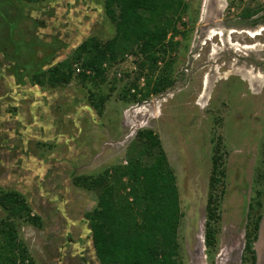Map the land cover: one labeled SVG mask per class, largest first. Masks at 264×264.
Wrapping results in <instances>:
<instances>
[{"label":"rangeland","instance_id":"374dc122","mask_svg":"<svg viewBox=\"0 0 264 264\" xmlns=\"http://www.w3.org/2000/svg\"><path fill=\"white\" fill-rule=\"evenodd\" d=\"M184 2L179 34L169 35L164 60L152 74L154 80L169 64L165 73L173 84L146 96L152 89L150 71L140 66L143 57L136 48L118 63L107 62L103 81L79 77L83 69L73 61L75 50L91 37L106 42L116 34L105 0H0V194H18L30 208L17 217L0 205V221L14 225L17 242L35 264H101L86 219L97 207L98 195L76 185V179L96 178L108 170V179L130 193L131 183L117 179L114 169L133 159L152 162L141 154L140 133L147 130L161 141L177 180L183 214L179 263L253 264L245 242L246 234L254 235L258 217V236L264 231V84L255 81L254 91L243 74L261 80L264 72L242 71V64L251 65L264 53V24L256 27L241 14L246 9L263 14L264 0H219L231 45L221 43L223 31L217 26L209 33L222 35L210 39L208 33L206 40L208 0ZM212 3L209 16L218 12ZM171 41L176 46L170 49ZM238 46L254 48L245 53ZM55 65L72 67L68 85L40 87L26 76ZM130 88L135 97L127 94ZM91 100L100 103L98 110ZM215 156L225 175L214 194L224 193L216 242L207 248ZM125 197L121 191L118 199L125 202ZM143 206L140 202L137 211ZM37 217L40 221L33 223Z\"/></svg>","mask_w":264,"mask_h":264},{"label":"trees","instance_id":"16d2710c","mask_svg":"<svg viewBox=\"0 0 264 264\" xmlns=\"http://www.w3.org/2000/svg\"><path fill=\"white\" fill-rule=\"evenodd\" d=\"M40 2L43 0H27ZM105 12L114 24L116 34L112 39L102 42L91 37L74 52L73 61L81 63L82 81H103L104 65L118 63L126 54L136 48L143 57L141 67L148 68V86H152L145 95L160 94L172 86L171 75L164 68L154 80L160 60H164L170 34L177 35V23L187 11L184 0H105ZM262 11L246 9L242 19H250ZM264 19V16L262 17ZM259 19L254 20L257 24ZM176 46L170 42V49ZM92 73L88 75L86 72ZM153 74V75H152ZM32 85L57 88L68 85L74 76L71 66L66 69L59 65L48 70L37 69L26 74ZM134 88L137 86H133ZM127 90V94H131ZM133 97L136 95L131 94ZM101 98L99 101H102ZM92 105L99 109L100 103ZM140 140L145 146L142 155L152 158L149 164L140 160H131L127 167H116L117 179L127 178L131 183V192L126 193V186L118 187L108 178L110 172L96 178L79 177L76 185L94 190L98 195L97 207L86 214L93 235V245L101 264H180L178 231L182 219V208L177 180L170 168L161 141L153 131L140 133ZM218 156L214 157L211 178V194L207 205L205 224V245L211 248L216 242V224L220 220V196L214 194L222 184L225 175L220 168ZM124 192L125 202L118 199ZM128 196L133 197L128 202ZM127 198V199H126ZM140 202L144 206L137 211ZM0 205L9 209L14 216L23 217L30 211L21 196L14 193L0 194ZM261 218L254 223V235L246 234L245 252L252 256L253 264L257 257L254 244L258 240ZM38 224L40 218H33ZM0 264H35L29 257L24 244L17 242V233L12 223L0 221ZM245 259V258H244Z\"/></svg>","mask_w":264,"mask_h":264},{"label":"flooded vegetation","instance_id":"af4514ba","mask_svg":"<svg viewBox=\"0 0 264 264\" xmlns=\"http://www.w3.org/2000/svg\"><path fill=\"white\" fill-rule=\"evenodd\" d=\"M216 15L218 16V18H216ZM215 16H213L212 17V19H213V23H216L217 25H215V26H217L216 28H219L218 30H222L223 31V35L222 36H218V37H220V41H221V43L223 44V45H231V44H229V42L231 41V39H228V34L231 32L229 29H228V25H226V23L225 22H223V21H220L221 20V18L223 17V11H222V16H220L219 15V13L218 14H216ZM264 16V13L262 14H259V16H254L253 18H250V19H243L245 22L246 21H249V23L250 24H252V25H254V26H259V25H262V24H264V19L262 18ZM256 19H259V21L257 22V24H255L254 23V20H256ZM229 30V31H228ZM254 30V29H253ZM217 37V36H216ZM205 38H206V40H207V38H208V34L205 36ZM224 38L226 39V40H224ZM205 40V41H206ZM214 40H209L208 42H213ZM226 41V42H225ZM231 43V42H230ZM255 47H257V46H255ZM262 47H264V45H262ZM254 47L253 46H238L237 47V50H239L240 52H245V53H251V50L253 49ZM242 50V51H241ZM215 52V51H214ZM262 55V57H260L259 59V61H258V59H257V57L258 56H261ZM237 57H239V58H242V56H237ZM255 59L257 60H253L252 61V63H251V65H250V62L247 64V63H243L242 64V71H246V72H248V73H252L253 74V71H252V69L255 71H263L264 72V53H261L260 55L258 54V55H256L255 56ZM240 59H238V61H239ZM254 66H256V68H254Z\"/></svg>","mask_w":264,"mask_h":264},{"label":"water","instance_id":"95a60500","mask_svg":"<svg viewBox=\"0 0 264 264\" xmlns=\"http://www.w3.org/2000/svg\"><path fill=\"white\" fill-rule=\"evenodd\" d=\"M213 0H208L207 2V8H206V14H205V22L207 24V26H205L203 28V34L204 36H206L209 31L211 30L212 26L217 25L216 23H213V19L211 18V16H209V10H210V4ZM217 1V0H215ZM219 13L220 16H222V10L221 7L218 9L217 14ZM216 15V14H215ZM216 18H218V16L216 15ZM218 26V25H217ZM264 234H263V228L260 229V234L258 236V240L255 246V250H256V254H257V264H264ZM263 240V241H262ZM259 247V249H258Z\"/></svg>","mask_w":264,"mask_h":264},{"label":"bare ground","instance_id":"6f19581e","mask_svg":"<svg viewBox=\"0 0 264 264\" xmlns=\"http://www.w3.org/2000/svg\"><path fill=\"white\" fill-rule=\"evenodd\" d=\"M224 1V0H223ZM213 3H212V8L213 9H217V11H218V9L221 7L220 6V2H219V0H217V1H212ZM211 7V6H210ZM212 16H215V15H211V18H212ZM210 35H209V37H210V39L211 38H213V37H215V36H217V35H222V33H218V31L216 32V31H212L211 33H209ZM244 73V72H243ZM244 76H247L246 78H248L249 79V81H250V84H251V86H252V89L254 90V91H256V89H255V87H254V83H255V81H257V82H260L261 83V85H263L264 84V77H261V80H258V78L256 77V79L252 76V75H249V74H247V73H244L243 74ZM264 232V231H263Z\"/></svg>","mask_w":264,"mask_h":264},{"label":"built area","instance_id":"2783aa9c","mask_svg":"<svg viewBox=\"0 0 264 264\" xmlns=\"http://www.w3.org/2000/svg\"><path fill=\"white\" fill-rule=\"evenodd\" d=\"M75 67H76V70H77L78 72H80V71H81V68H80V66H78L77 64H75Z\"/></svg>","mask_w":264,"mask_h":264}]
</instances>
